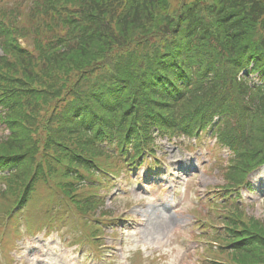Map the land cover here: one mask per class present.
I'll return each mask as SVG.
<instances>
[{
  "label": "trees",
  "instance_id": "16d2710c",
  "mask_svg": "<svg viewBox=\"0 0 264 264\" xmlns=\"http://www.w3.org/2000/svg\"><path fill=\"white\" fill-rule=\"evenodd\" d=\"M4 1L0 222L47 201L49 222L84 219L101 169L122 172L161 136L211 128L224 189L264 163V0ZM218 201L213 264H264V222Z\"/></svg>",
  "mask_w": 264,
  "mask_h": 264
},
{
  "label": "rangeland",
  "instance_id": "374dc122",
  "mask_svg": "<svg viewBox=\"0 0 264 264\" xmlns=\"http://www.w3.org/2000/svg\"><path fill=\"white\" fill-rule=\"evenodd\" d=\"M13 1L5 0L2 5ZM3 127L0 123V136L5 134ZM194 140L186 133L173 138L161 136L157 139V158L152 161L159 162L162 168L155 169L151 173L153 177L150 174L146 177L148 171L145 165L136 172H127L125 168L121 172L123 167H117L115 170L120 172L111 179L110 188H106V182L98 183L99 187L94 188V192L99 193L105 201L100 208L115 211V216L118 213L124 218H132L130 223H124L101 216V209L93 212L91 216L94 219L99 218L100 223L104 222L105 233H102V227L94 228L97 231L94 238H106L102 245L95 246L91 240L78 241V237L85 239L83 234L87 231L84 232L83 224L79 226L73 214L61 210L56 211L57 221L51 223L55 229L48 237H44V228L36 236L24 235L25 240L12 239L11 248L6 247L5 243V250L0 246V264H196L203 247L207 254V242L212 233L215 234L210 222L219 216L209 209V200L216 198L215 193L226 183L220 165L227 166L228 154L210 134L198 144H193ZM129 169H133V166L130 165ZM159 176L169 185L171 192L177 186L182 191L174 201L173 208L159 205L149 196L152 188H147L148 191L144 189L147 181ZM250 180L243 196L238 195L250 214L264 222V166L255 171ZM89 190L87 187L85 191ZM187 193L190 194L188 197ZM210 195L215 197L208 199ZM172 197L170 193L167 196L171 204ZM50 204L49 201L46 206L34 202L31 209H25L22 219L25 220L26 213L33 218H41ZM53 205L54 212L63 203ZM72 208L76 209L74 206ZM21 228L24 229V226L21 225ZM23 229H19V233H23ZM112 245L114 249H110ZM139 250L142 252H135ZM5 255L10 260L7 261Z\"/></svg>",
  "mask_w": 264,
  "mask_h": 264
}]
</instances>
